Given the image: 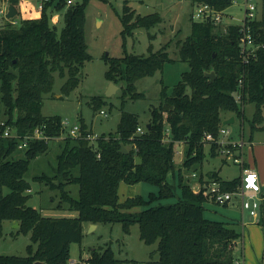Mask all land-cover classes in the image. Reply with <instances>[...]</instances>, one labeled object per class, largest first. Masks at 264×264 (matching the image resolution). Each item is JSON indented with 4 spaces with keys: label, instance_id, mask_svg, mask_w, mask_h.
<instances>
[{
    "label": "trees",
    "instance_id": "16d2710c",
    "mask_svg": "<svg viewBox=\"0 0 264 264\" xmlns=\"http://www.w3.org/2000/svg\"><path fill=\"white\" fill-rule=\"evenodd\" d=\"M89 0H79L64 8V26L61 30L51 23L47 8L39 11L33 4H19L10 0L18 12V23L9 20L0 24V120L15 127L20 135L32 133L34 128L46 124L45 131L53 138L63 129L58 115H44V94L52 90L55 76H68L62 90L69 93L80 82L81 68L91 58L86 43L85 7ZM206 2L224 10L233 0H193ZM261 3H259L260 6ZM259 17L250 22L257 46L253 53L242 52L240 24L230 23L220 28L212 20L191 18V33L177 40L179 58L189 63L181 79L169 92L163 85L158 107L152 109L151 120L141 125L139 115L122 109L116 134L109 138L100 135L91 142V130L80 125L78 143L70 144V137L58 155L57 174L65 182L56 183L57 177L46 174L35 176L45 180L52 188H61V199L77 210L76 216H47L28 204L30 181L25 177L31 159L48 149L42 139L30 141L25 155L15 157L19 139H0V237L6 219L18 221L19 231L30 234L26 255L0 254V264H68L71 245L81 242L84 222H121L125 233L133 224L139 225L140 238L148 244L157 243L150 259L143 264H233L234 248L241 233L223 220L205 216L206 197L202 188L195 190L193 183H184L181 170V194L176 201L163 199L176 195L175 186L168 176L176 169L177 141L187 145L184 165L201 162L207 145L203 137L207 132L217 135L222 124L223 111H232L241 120L246 119L244 105L255 103L251 124L254 129L264 128V0ZM161 20L158 12L142 15L127 3L123 7V35L138 26L151 27ZM170 41L158 50L149 45V54L130 53L122 56L106 55L109 62L106 77L114 82L124 79L123 97H143L136 81L162 69L173 61L168 50ZM246 55V56H244ZM214 69L213 81L205 71ZM242 81V82H240ZM239 90L240 98L235 96ZM100 99L93 106H102ZM150 123L149 126L147 124ZM169 130V133L167 131ZM73 137V136H72ZM168 138V139H167ZM122 144L128 152L122 150ZM211 154H217L215 144H208ZM78 168V173H74ZM211 177L223 180L224 188H234L239 176L224 180L217 173ZM79 185L78 197L65 190V185ZM148 182L159 187L148 196L136 194L120 199L121 183ZM62 200L58 204L62 206ZM259 224L264 226V207ZM158 257H154V253ZM140 264L138 260L116 256L111 245L93 248L87 264Z\"/></svg>",
    "mask_w": 264,
    "mask_h": 264
},
{
    "label": "rangeland",
    "instance_id": "374dc122",
    "mask_svg": "<svg viewBox=\"0 0 264 264\" xmlns=\"http://www.w3.org/2000/svg\"><path fill=\"white\" fill-rule=\"evenodd\" d=\"M260 4L259 14L263 10L262 1L255 0ZM127 3L136 13L142 15L158 12L161 20L151 27L138 26L133 32L123 35L124 24L122 21L123 7ZM7 5L5 0H0V10ZM243 0H233V3L224 11L223 24L241 23L244 17ZM198 5L192 0H89L85 7V30L84 35L88 45L91 58L86 60L81 68L80 82L77 87L66 93L62 90V85L66 81V75H61L59 71L54 72L55 81L50 92L44 94L42 113L44 115H58L65 120V125L59 136L48 141V149L31 159L25 177L30 181L31 189L29 205L37 207L47 216H76L78 211L70 207V203L61 199V188H52L45 180L36 179L35 176L49 175L57 177L56 183L65 182L64 176L57 174L59 158L66 143V138L70 137V130L73 126H80L83 122L91 130V142L101 134L106 138L110 134H116L122 109L134 112L139 115L140 124L144 125L151 120L152 109L158 107L161 100V90L165 85L170 92L173 86L181 79L182 72L190 68L187 61L179 58L177 40L184 39L191 33V18L197 12ZM64 8L49 11L52 24L58 29L64 26ZM0 19V24L4 23ZM224 29V26H220ZM170 41L168 50L173 61H168L162 69H158L152 75H146L136 81L137 90L144 93L143 97L133 98L129 93L123 97L126 81L120 79L115 82L117 90L108 95L112 80L106 77V70L109 62L106 55L122 56L126 49L130 53L149 54V45H153L154 50H158ZM1 82V81H0ZM113 89V88H112ZM102 101L101 108L93 106V100ZM104 109L107 115L101 114ZM256 106L250 102L244 105L246 119L244 120L247 134H251L250 121L253 118ZM232 111H223V117L231 114ZM264 115V107H263ZM3 117L2 119H4ZM240 118L230 124L237 134L241 129ZM264 124H260V127ZM104 126L107 128L104 129ZM70 137V144H77L78 138ZM254 163L264 177V128L254 129ZM130 148V145L127 146ZM207 144L204 148L205 155L201 162L192 166L184 165L187 158V145L182 141H177L175 172L168 176L171 184L175 186L176 195L163 199V202L176 201L181 194L179 186V174H183V182L191 183L195 180L202 181L204 190L207 181L212 173H217L224 178H235L240 176V166L231 160H225L220 154H211ZM261 149V150H260ZM180 150V151H179ZM15 157L25 155L24 149H17ZM253 157V156H252ZM251 159V158H250ZM74 173L79 169L74 168ZM193 172L197 175L193 176ZM264 179V178H263ZM159 187L148 182H138L135 184L123 183L120 188V199L124 200L128 196L143 194L148 196L149 192H157ZM65 190L73 197L79 195V185L75 182L65 185ZM62 200V206L58 204ZM205 216L211 219L223 220L241 233V237L234 248L235 259L244 257L247 264H264V226L249 215L245 214L244 219L249 223L243 226L240 222L241 210L237 205H219L210 199L204 201ZM15 223L6 220L3 227V235L0 237V253L26 255L27 246L31 243L30 234H26L14 227ZM111 245L116 256L122 259L142 261L150 259V254L157 248V243L148 244L140 238L139 225L133 224L129 233H125L121 222H99L96 227L90 222H84V236L81 242H74L71 245V258L88 259L93 248L102 249ZM158 257V253H154ZM125 264H133L127 262ZM233 264H237L236 261Z\"/></svg>",
    "mask_w": 264,
    "mask_h": 264
},
{
    "label": "built area",
    "instance_id": "2783aa9c",
    "mask_svg": "<svg viewBox=\"0 0 264 264\" xmlns=\"http://www.w3.org/2000/svg\"><path fill=\"white\" fill-rule=\"evenodd\" d=\"M7 5L5 8L0 10V19H4L5 22L9 20L13 24L18 23V12L12 18H7L6 13L10 0H5ZM19 4H33L35 8L39 11L47 8V11L53 9H58V4L64 1V8L69 5L76 4L79 0H17ZM193 1V0H192ZM198 5L197 12L193 14V17L198 20H212L215 24L224 26L226 29L227 25L223 24L224 10L215 8L206 2H194ZM244 5V17L240 24L241 39L240 46L242 52L249 54L253 53L257 46L254 43V35L250 26V22L259 17V2L255 0H243ZM246 56V55H244ZM242 82V81H240ZM235 96L239 99V90L235 93ZM101 114L107 115L104 109L100 110ZM237 117V116H236ZM241 129L236 134L231 128L230 124L222 125L217 132V135L212 132H207L203 139L206 144H215L217 154L224 157L225 160H231L233 163L240 166L241 174L239 180L234 188H224L223 180L215 177H210L207 181L206 187L203 193L207 199L212 200L219 205H230L234 204L241 210L240 222L243 226L249 223L244 219V215L247 214L254 219V222L259 223L262 216V209L264 207V180H262L259 171L250 162L248 156L253 147V141L251 135L247 134L245 130L244 120H241ZM65 120H62V124L65 125ZM46 124L42 126H37L34 128L32 133H27L20 135L18 131L7 123L5 119L0 120V139L5 137L17 138L19 139L18 148L26 150L29 147L30 141L42 139L49 141L53 139L45 130ZM80 126L75 125L70 130V135L76 137L79 135ZM145 131L144 126L140 125L137 128V132L142 133ZM169 133V130L167 131ZM90 138H94L89 135ZM168 139V138H167ZM180 151V150H179ZM193 176L197 173L193 172ZM201 183L200 188H202V181L195 180ZM194 181V182H195ZM191 182V183H194ZM199 188V189H200ZM198 189V190H199ZM237 264H247L244 257L235 259ZM68 264H87L86 259H69Z\"/></svg>",
    "mask_w": 264,
    "mask_h": 264
},
{
    "label": "water",
    "instance_id": "95a60500",
    "mask_svg": "<svg viewBox=\"0 0 264 264\" xmlns=\"http://www.w3.org/2000/svg\"><path fill=\"white\" fill-rule=\"evenodd\" d=\"M15 15H17V9H16V7L13 4H10L9 8H8V12L6 13V16H7V18H12ZM205 75L207 77H209L211 81H213L215 79V77H216V72H215L214 69H211L209 71H205ZM117 88H118L117 84L115 82H111V88L108 91V95H110L113 92H115L117 90ZM234 121H235V115H232V116H230L228 118H224L222 120V125L232 124V123H234ZM149 125H150V123L147 124V126H149ZM122 150L124 152H128V147H126L125 144H122ZM0 164H1V160H0ZM200 186H201V183L199 181H195L193 183V188L195 190H198L200 188ZM16 225L18 226V224H16ZM92 226L96 227V223H92ZM34 264H43V263H42V261H36Z\"/></svg>",
    "mask_w": 264,
    "mask_h": 264
},
{
    "label": "crops",
    "instance_id": "0c3cea01",
    "mask_svg": "<svg viewBox=\"0 0 264 264\" xmlns=\"http://www.w3.org/2000/svg\"><path fill=\"white\" fill-rule=\"evenodd\" d=\"M232 115H235V114H233L232 112H231V114H229V115H227L226 117H223V119L224 118H228V117H230V116H232ZM223 116V115H222ZM236 120H237V117H236V115H235V121L234 122H236ZM107 127L106 126H104V129H106ZM252 141H253V134H252ZM260 148H263L264 146L263 145H260L259 146ZM261 150V149H260ZM254 143H253V147H252V149H251V152H250V154H249V156H248V158H249V160H250V162L255 166V168L258 170V168H257V166H256V163H254ZM253 156V157H252ZM251 158V159H250ZM259 171V170H258ZM214 173V172H213ZM212 173V174H213ZM260 173V172H259ZM212 176V175H211ZM260 176H261V174H260ZM221 177V176H220ZM238 177V176H237ZM221 178H223L224 180H226V179H228L229 180V178H224V177H221ZM261 178H262V176H261ZM264 178V177H263ZM262 178V180H264ZM122 185H123V183H121V186H120V188L122 187ZM6 220H8V221H10V223L12 224V223H15L13 226L14 227H17L16 229L18 230V228H19V222L18 221H14V220H10V219H6ZM6 220H4V222H3V227H4V223L6 222ZM16 224H18V226L16 225ZM96 226H97V224H96ZM0 254H3V253H0ZM70 259H75V258H70Z\"/></svg>",
    "mask_w": 264,
    "mask_h": 264
}]
</instances>
